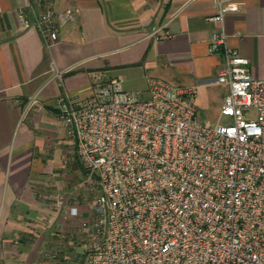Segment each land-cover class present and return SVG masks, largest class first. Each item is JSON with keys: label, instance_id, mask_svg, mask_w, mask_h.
<instances>
[{"label": "built area", "instance_id": "built-area-1", "mask_svg": "<svg viewBox=\"0 0 264 264\" xmlns=\"http://www.w3.org/2000/svg\"><path fill=\"white\" fill-rule=\"evenodd\" d=\"M216 1L209 52L224 64L211 84L228 86L217 124L199 119L198 85L158 77L147 98L114 78L97 83L85 104L56 99L80 161L98 176L93 213L80 222L90 242L64 264H264V78L227 43L224 18L238 1ZM20 17L47 47L59 40L64 15L52 0ZM150 35L172 33L165 23ZM70 214L80 212L71 206Z\"/></svg>", "mask_w": 264, "mask_h": 264}, {"label": "crops", "instance_id": "crops-1", "mask_svg": "<svg viewBox=\"0 0 264 264\" xmlns=\"http://www.w3.org/2000/svg\"><path fill=\"white\" fill-rule=\"evenodd\" d=\"M237 1L239 10L224 18L227 43L250 60L254 77L264 78V0ZM52 2L64 18L59 40L47 47L20 17L37 0H0V264H57L50 254L57 237L69 231L67 212L87 206L55 195L66 178L56 176L54 160L65 128L57 98L85 104L94 99L97 83L114 78L140 98L149 97L150 77L199 89L219 85L221 105L228 91L225 84H211L224 64L222 55L209 52L216 0ZM165 23L172 36L150 35ZM71 146L77 161L76 144Z\"/></svg>", "mask_w": 264, "mask_h": 264}, {"label": "rangeland", "instance_id": "rangeland-1", "mask_svg": "<svg viewBox=\"0 0 264 264\" xmlns=\"http://www.w3.org/2000/svg\"><path fill=\"white\" fill-rule=\"evenodd\" d=\"M199 91V119L203 123L213 126L217 124L221 118L222 88H220L219 85H213L210 87H200ZM222 120L225 121L226 118L222 117ZM62 126L64 127V125ZM64 129L61 128V135H63V137L56 140L54 160L59 164L56 176L65 174L66 178L64 179V190H59L57 188L55 195L57 199L60 200L66 196L68 204H73L74 201H81L87 206L78 205L80 211L79 216H74L67 212V226H69V231L62 232V234L57 237L58 241L52 248L54 250L53 253H57V264H64L63 261H65L66 257H73L76 254L83 255L90 239H88L87 233L80 226V222L85 218L82 217V212L88 211L91 214L93 213L92 204L98 194V184L96 178L93 176V172L84 167L78 155H76L77 161H75L74 151L71 146V144H76L75 138L67 133L66 128ZM65 132L67 137H65ZM67 143L70 144L69 147L66 146Z\"/></svg>", "mask_w": 264, "mask_h": 264}, {"label": "trees", "instance_id": "trees-1", "mask_svg": "<svg viewBox=\"0 0 264 264\" xmlns=\"http://www.w3.org/2000/svg\"><path fill=\"white\" fill-rule=\"evenodd\" d=\"M197 104H198V107H199V104H200V99H198L197 101ZM78 155V154H77ZM81 162V161H80ZM82 163V162H81ZM87 171V170H86ZM93 176L96 178V180L98 179V176L96 174L93 173Z\"/></svg>", "mask_w": 264, "mask_h": 264}]
</instances>
